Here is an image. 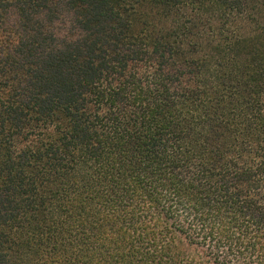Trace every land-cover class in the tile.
<instances>
[{
  "label": "trees",
  "instance_id": "1",
  "mask_svg": "<svg viewBox=\"0 0 264 264\" xmlns=\"http://www.w3.org/2000/svg\"><path fill=\"white\" fill-rule=\"evenodd\" d=\"M0 264H264V0H0Z\"/></svg>",
  "mask_w": 264,
  "mask_h": 264
}]
</instances>
